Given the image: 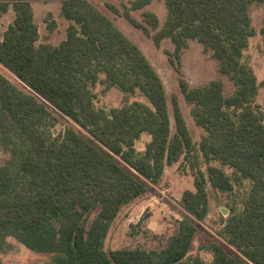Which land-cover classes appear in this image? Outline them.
<instances>
[{"label":"trees","instance_id":"1","mask_svg":"<svg viewBox=\"0 0 264 264\" xmlns=\"http://www.w3.org/2000/svg\"><path fill=\"white\" fill-rule=\"evenodd\" d=\"M33 1L60 2L70 22L59 43H37ZM151 1L131 0L123 15L146 34L157 29V45L169 38L177 63L189 39H196L233 85L225 93L220 78L195 86L179 78L192 118L204 130L197 144L176 96L172 130L163 80L143 50L92 1L0 0V14L14 12L0 39V65L47 102L0 71V146L9 151L0 164V250L11 247V237L51 253L42 264H205L192 254V243L209 212L210 190L231 194L235 188L227 166L249 187L236 199L227 195L222 228L203 247L211 252L208 264H264V110L256 102V74L244 58L256 32L249 6L264 0H164L161 25L153 11L144 10L143 22L130 13ZM99 82L125 93L139 90L148 102L98 107L93 87ZM50 109L69 119L57 134ZM145 133L150 139L138 150ZM191 154L204 168L197 161L194 190H183L182 217L168 242L158 249L106 250L105 237L122 207L159 183L166 166Z\"/></svg>","mask_w":264,"mask_h":264},{"label":"rangeland","instance_id":"2","mask_svg":"<svg viewBox=\"0 0 264 264\" xmlns=\"http://www.w3.org/2000/svg\"><path fill=\"white\" fill-rule=\"evenodd\" d=\"M101 10L108 14L114 22L129 36L145 53L150 62L161 76L167 95L171 127L174 131L175 122L172 96H176L185 118L193 141L197 144L204 130L197 126L190 113L191 104L186 101L179 85V78H185L190 86L203 84L210 79L220 78L224 83V92L230 93L233 90L231 81L218 71V63L212 56L211 50H205L196 39H189L187 46L183 48L179 62L175 60L172 52L174 46L169 38H163L157 45L153 35L157 29L150 30L146 34L141 28L134 26L125 18L123 12L129 9L131 0H90ZM34 20L38 25L39 38L37 43L57 44L65 37V30L69 20L60 13L59 1H33ZM116 7L118 12L112 7ZM126 7V8H125ZM144 10H150L157 14L161 25L166 17V6L164 0H152L142 9L130 10V13L139 21L143 22ZM13 10L0 15V31L8 20L11 19ZM251 23L255 28V34L249 38V44L244 51V58L252 65L259 82L256 102L264 110V3L254 2L249 6ZM174 59V64L169 58ZM179 68L180 72L176 70ZM0 71L12 82L22 89L34 94L40 101L46 102L43 97L34 93L27 86L19 82L12 73L0 65ZM102 77V76H101ZM95 93V105L109 109L130 103L133 100L148 102L141 91L125 93L115 86H107L99 82L93 87ZM47 103V102H46ZM56 116L55 125L52 127L53 134L62 131L69 123V119L53 109H50ZM150 135L145 133L136 142L138 150H142ZM9 157V151L0 146V164ZM198 164L204 168V164L196 159L194 155L187 158L181 157L177 162L164 168L161 181L151 184L148 190L138 198L133 199L122 207L117 216L111 222L108 233L104 240L106 250L118 247H132L140 245L146 249H158L164 246L171 234L176 230L178 220L182 217L180 198L183 190H194L193 173L194 166ZM218 163L217 161H214ZM225 171L231 174L235 181V188L231 194H221L210 190V208L206 217L197 223V230L192 243V254H200L208 264L211 252L203 249L210 241L217 237L218 231L222 228L221 219L228 213L225 203L230 199H236L249 187V181L236 180L233 169L224 166ZM95 212L91 213L90 218ZM11 247L0 250V264H31L45 263L50 260L51 253L34 251L16 239L9 237Z\"/></svg>","mask_w":264,"mask_h":264},{"label":"crops","instance_id":"3","mask_svg":"<svg viewBox=\"0 0 264 264\" xmlns=\"http://www.w3.org/2000/svg\"><path fill=\"white\" fill-rule=\"evenodd\" d=\"M32 7H33V5H32ZM6 12H9V10L6 11ZM0 15H1V14H0ZM13 17H14V12H12L11 19L8 20V21L6 22V24L4 25V27H3L2 30L0 31V39H1V37H2V33H3V31H4L5 28L7 27L8 23L12 21ZM38 32H39V29H38Z\"/></svg>","mask_w":264,"mask_h":264}]
</instances>
